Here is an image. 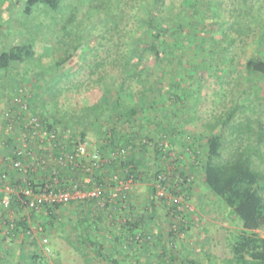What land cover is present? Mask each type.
<instances>
[{"label":"rangeland","instance_id":"obj_1","mask_svg":"<svg viewBox=\"0 0 264 264\" xmlns=\"http://www.w3.org/2000/svg\"><path fill=\"white\" fill-rule=\"evenodd\" d=\"M14 1L10 5L20 10V15L13 17L21 19L20 27L13 28L9 26L10 24L4 26L5 30L1 27L0 45L4 43L7 51H10L16 45L30 46L34 50L33 59L18 62L13 66L17 70L28 69L31 71L28 77L30 84L24 82L21 86L27 94L30 105L33 104V99H31L33 91H31V88L41 84L40 87L38 86L41 88L40 91H36L34 88L35 95H38L42 101V103L36 105L38 107L37 114L57 123H74V121L83 119L93 120L91 127L94 129V138H96V142H104L105 135L109 131L105 129L107 126L105 119L111 114L113 102H115L114 94L118 93L122 87L121 54L118 53L119 50L115 46L119 32L113 31L112 38L109 40H101L97 37L98 34L103 32V29L98 30L94 24L102 22L94 10L91 9L90 0L52 1L59 6L58 11L45 4V0H37L38 3L31 10L29 9L31 0ZM212 2H223L225 9L232 7L230 0H204L203 5L200 3L199 6L200 13L196 14L194 10L190 12L194 16L193 20H196L194 21L196 22L195 25L205 26V31L198 32V42H202L206 49L197 52L191 51L192 55H186L183 62L176 60L174 64L166 66L156 63L155 60L147 63L145 74L136 78L134 83L131 84V88L123 95V99L129 104V107H134L137 105L134 92L144 90L145 93H151V101L159 95L166 100V106H172L171 94L174 92V86L170 82L173 81V77L178 78L179 81H182L183 87L179 92L181 94L185 92L186 94L183 97L180 111L169 115L163 111L164 107L162 106L161 111L151 112L150 115L152 114L156 118L160 115L159 117L162 116L163 120H176V125L175 123L173 125L178 126L180 131L178 135L184 144L193 141L191 144L204 150L208 149L212 139H220L219 144L222 143V147L219 155L224 159L229 158L232 153L236 152L240 145L244 148L248 144L250 134L243 133V142L240 144V141H234L237 134L233 128L241 123L243 127L250 124L254 130V135H252L254 145L257 144L256 138L262 140L257 147L254 146L256 149L253 150V157L256 164L263 170L264 88L254 83L253 77L247 69V62L256 56L264 58V45L261 42L263 37L260 29L264 26V20L259 23L261 18L264 19V0L256 5V11L258 13L262 11V17L257 14L256 17L251 18L253 26L259 27L262 25L254 34L249 37H241L234 30L230 31L232 38L238 40L232 44L230 51H228L227 45H224L229 54V63L219 62L218 55L209 53V49L220 38V33L217 31L218 26H215L217 20L207 6ZM166 11L169 16L182 22V24L186 23L185 17L190 14L180 2L167 6ZM123 25L124 22H121L120 29L124 27ZM69 56H72V59L57 67L60 70L59 76L54 75L55 73L50 75L47 72L49 75L44 76V84L40 76H36V70H40L42 67L46 68V66L49 70L57 57L67 58ZM60 61L62 60H58V62ZM68 72L69 74L72 73L69 77L66 76ZM16 79L7 76L6 73L0 74V172L5 169L3 147L7 140L6 127L4 129L3 122L12 119L13 116L16 120L19 118L18 107L15 106L16 108L13 109L8 105L9 103L13 105L16 102L15 98L20 88L16 92L14 91L17 85H14L12 80L15 83ZM56 84L58 92L50 91V87L52 85L56 86ZM104 97H107L105 104ZM150 98L148 97V100ZM258 99H260L259 102ZM98 100H100L99 104ZM238 106L239 110L236 112L234 119L227 120L232 110ZM56 118L57 120H54ZM95 120L97 121L95 122ZM79 126V130H81L82 126ZM2 128L5 134L1 132L3 131ZM155 129L152 130L155 134L153 138L157 140L159 135H157L158 132ZM143 134L147 135L146 133ZM172 136V134L165 135L167 137L164 141L165 149L171 147L170 139ZM103 144H106L105 146L109 145L108 142ZM88 147L89 152H94V146L89 144ZM178 147L180 149L174 155L175 159L178 160L177 165L173 164L171 159L164 165L171 173L177 168H182L189 180L185 185H180L176 179L179 172L176 176L173 175L174 193L176 194L172 197L175 198L178 195L177 191H180L181 196H185L194 208V211L186 212L184 216L185 223L180 232L175 235L170 230L173 223L170 215L173 213L175 206L172 203L168 207L157 197L156 188L158 184L156 176L153 175L160 168L155 163V152L151 149L148 156H145L142 167L146 169L145 171H148V174H145L143 180L137 183L132 194L133 205L135 204V208H141V216L151 218L152 215L149 214V209H146V205L141 203L144 202L145 204L151 200L155 207L152 210L155 213V220L160 223H158L160 226L158 230H161L162 233L166 232V235H164V239H161L157 235L150 234L147 231L144 232L142 229L139 231V234L144 233L141 237L132 235L133 231H131V234L128 232L117 240L114 237L112 240L109 239V243H112L115 247H120L126 255H129L127 252L132 247H136V249H139L138 251L148 247V250L152 251L151 257L139 259L135 264H143L142 262L145 263L146 259L148 264H164L163 259L166 256L163 255L162 246L171 248L170 250H182L183 253H187L188 259L199 256L200 262H203L202 264H229L234 260L233 246L238 240L243 239V237H255L259 241H263L264 234L258 230L254 233L244 231L242 223L203 184L198 169L192 170L191 164L196 163L193 152L185 150L181 145H178ZM107 148L112 149L110 145ZM149 205L147 206L149 207ZM2 213L6 214L5 211L0 210L1 215ZM192 218L194 223H198V227L195 225L191 227ZM66 221L67 216L65 214L63 219H59L53 226L45 227L41 234L30 238L20 236L19 240L16 236L12 242L7 239L0 240V245L21 243L27 247L36 246V248H39L41 246L40 251L37 250L40 254H37L36 251L21 254L20 260H24L27 264H54L55 262L66 264L71 261L73 256L72 253L68 252V249L73 246L78 247L80 243L84 246L81 237L70 236L71 232L68 230ZM189 234H192V237ZM94 240L101 242L100 244L103 246L106 245L99 238H94ZM47 248L50 252H46ZM202 248H209L208 252L202 253ZM75 258H78V256L75 255Z\"/></svg>","mask_w":264,"mask_h":264},{"label":"trees","instance_id":"obj_2","mask_svg":"<svg viewBox=\"0 0 264 264\" xmlns=\"http://www.w3.org/2000/svg\"><path fill=\"white\" fill-rule=\"evenodd\" d=\"M52 1L55 2V0H45L44 3L58 11L59 6ZM203 1L90 0L91 9L94 10L102 22L94 24L98 30L100 28L103 29V32L98 34L97 37L101 40H109L112 38L111 34L113 31L119 32L115 46L119 50L118 53L121 54L122 87L118 93L114 94L115 102H113L114 105L110 116L106 118L109 122H106V125L111 126L112 123L110 122L113 120H118L119 122L130 120L125 123H127L126 125H128L127 127L130 130L132 128L131 133L123 136L122 134L119 136L118 133L115 134L114 132L112 134L107 133L104 142H108L111 148H126L128 150V156L124 160L121 159L120 162L124 168H131V172L137 175L138 181L143 180L145 174H148V171H145L146 169L142 167L145 156L151 149L155 152V163L160 168L155 172L154 177L157 176L159 171H163L166 168L164 164L170 159L173 160V164L178 163L174 156L178 152L177 150L180 149L178 145H181L185 150H190L193 152L197 163L191 164L192 170L198 169L203 184L242 223L244 231L246 233H254L264 228V169H260L254 161L253 150L256 149L262 140L256 138L257 144L254 145L252 140V135H254L253 127L250 124L243 127L241 123L233 128L237 134L234 141H240V144L243 142V133L250 134L248 144L244 148L240 145L236 152L232 153L229 158L224 159L219 155L222 143L219 144L220 139L218 138L212 139L208 149L202 150L191 144L193 141L184 144L180 140L178 135L180 131L178 126H175L176 123L170 126L169 131L160 132L162 130L161 124L154 121L153 124H155V128L157 127L155 130L158 132L157 135L160 136H158L157 140L152 135H140V131L143 129V126L140 125L141 123L137 124L136 129L132 126L133 122L138 120H163L162 116L159 117L160 115L157 118L154 115L152 116V114L150 115L151 112L161 111L162 109L160 108L162 106L164 107L163 111L169 115L180 111L183 97L186 94L185 92L182 94L179 92L183 87L182 81H179L178 78L173 77V81L170 82L174 86V92H171L172 106H166V100L159 95L151 101V93H145L144 90L134 92V99L137 102L134 107H129V104L123 99V95L131 88V84L134 83L136 78L145 74L147 63L155 60L156 63L166 66L174 64L176 60L183 62L186 55H192L191 51L197 52L198 50L206 49L202 42H198V32L205 31V26L199 27L195 25L194 23L196 22L194 21L196 20H193L194 16L190 13L192 10L196 14L200 13L199 6L200 3L203 5ZM261 1L230 0L232 7L226 9L223 2L207 4L208 10L213 13L217 20L215 26H218L217 31L220 33L219 40L214 43V48L209 49V53L218 55L219 62L229 63L228 51H230L232 44L238 40L232 38L231 30H234L238 36L249 37L262 26H253L251 21V18L256 17L257 14L262 17V11L259 13L256 11V5L260 4ZM175 2H180L184 9L186 7V10L190 13L185 17V24L173 19L166 11L167 6H172ZM37 3V0H31L29 9L31 10ZM263 20L261 18L259 23L263 22ZM121 22H124L122 29H120ZM260 29L263 37L261 42L264 45V26ZM224 45H227L228 51L225 50ZM34 55V50L30 46H14L9 52L0 55V71L7 70L12 63L33 59ZM70 59H72V56L58 62V67ZM247 69L253 77L254 83L264 88V58L256 56L248 60ZM148 97L150 100H148ZM259 100L257 101L259 102ZM238 110L239 106L232 110L227 120H233ZM43 120H46L48 125L57 124L56 121L47 120L44 116ZM92 121L85 120L84 123L82 121H74V125L77 128L80 127L79 125L82 126L81 128H86V126H92ZM124 125L122 123L120 127L122 128ZM164 134L173 135L170 139L171 147L168 149L164 147V141L167 139ZM82 135L84 137L85 134L82 133ZM262 136H264V133ZM144 141L147 143H143ZM107 166V168L113 169L115 162L114 165ZM194 171L193 173H195ZM178 172L180 176H186V172L179 168L175 169L172 174L176 176ZM233 253L234 260L231 263L229 262V264H264V240L259 241L255 237H243V239L238 240L234 244Z\"/></svg>","mask_w":264,"mask_h":264},{"label":"built area","instance_id":"obj_3","mask_svg":"<svg viewBox=\"0 0 264 264\" xmlns=\"http://www.w3.org/2000/svg\"><path fill=\"white\" fill-rule=\"evenodd\" d=\"M26 95L20 87L15 98L19 118L6 120L7 153L3 157L5 169L0 172V210L8 216L6 234L17 232L15 236L23 238L41 234L74 205L92 203L96 212L110 216L131 211L138 179L120 162L128 156V150L108 149L104 144L89 152L87 138L74 123L48 125L32 110ZM114 162L113 169L107 168ZM176 179L180 185L189 180L179 174ZM156 182L158 199L168 207L172 203L175 206L170 230L176 235L185 223L186 212L194 208L180 191L172 197L176 194L174 176L167 167L158 172ZM258 231L264 234V228Z\"/></svg>","mask_w":264,"mask_h":264},{"label":"crops","instance_id":"obj_4","mask_svg":"<svg viewBox=\"0 0 264 264\" xmlns=\"http://www.w3.org/2000/svg\"><path fill=\"white\" fill-rule=\"evenodd\" d=\"M12 2H15V1L14 0H0V28L3 27V29H4V26H8L9 24H10L9 26L13 27V28H15V27L19 28L20 27L21 19L13 18L15 15L18 16V14L20 13V10L18 8H16L15 6L11 7L12 5H10V4ZM16 46H20V45H16ZM9 48L11 49L10 46H9ZM5 52H9V51L6 50V46L3 43L2 45H0V55L5 53ZM65 59H67V58L57 57V60L53 64H51V66H50L51 68H49V70H47L48 66H46V68L42 67L40 70H36V76H40V79L43 81V84L45 81V79L43 80V78H44V76L49 75L48 73H50V75L52 73L53 74L55 73L54 75L59 76L60 70H59V68H57L58 67L57 62H58V60H65ZM15 64L16 63H12L11 66L7 70H3V71L1 70L0 74L6 73L7 76H10L12 78H17L15 83L13 82L14 79L12 80V83L14 85H17V87L14 90L16 92L17 89L19 87H21L24 82L27 83L28 85L30 84L29 83L30 80L28 79V77H29V74L31 71H29L28 69H22V70L18 69V70H20V71H18L15 67H13V66H15ZM61 74H65V73H61ZM70 74H72V73H70ZM70 74L68 72V74H66V76L69 77ZM58 80H59V78H58ZM58 80L56 81V83L58 82ZM38 86L40 87L41 84H39ZM38 86L31 88V91H33L32 96H31V99H33V104L31 107H32V110L34 112H36V110H38V107L36 105H39L40 103H42V101L39 99V96L38 95L36 96L35 92H34L35 91L34 88L36 89V91L41 90V88H39ZM50 91L58 92L57 84H56V86L52 85L50 87ZM106 100H107V97H104L103 98L104 104H105ZM97 102L99 104L100 100H98ZM8 105L13 109L16 108L15 106H17L14 103H13V105L10 103ZM54 120H57V118ZM79 121H82V123H84L85 120L83 119V120H79ZM105 121L107 123H109L108 120L105 119ZM117 121L118 120L111 121L110 122V123H112L111 126L105 125L106 126L105 129L109 130L108 133L112 134L114 132L115 134L118 133L119 136H120V134H122V136H123V135H126V134L132 132L131 131L132 128L130 130V128L127 127L128 125H126L127 123H125V122H129L130 120H124L125 122H123V121L117 122ZM154 121H156L158 124H161L162 130L160 132H165L164 130L169 131L170 126L172 124L176 123V120H174V121L173 120H155V119L154 120H138L136 122H133L132 126H134V128L136 129L137 124L141 123L140 125L143 126L142 127L143 129H141L140 135H144L143 133H146V134L152 133L151 135L154 136L155 134L152 131L155 128V124H153ZM122 123L125 125H124V127L121 128L120 125ZM3 124H4V129H5L6 120H5V122H3ZM4 129L1 132L4 133ZM81 130L85 134L84 136L87 138L88 143L91 146H94L95 149L99 148L101 145H104L102 141L96 142V138H94V135H93L94 129H92L91 126H89V127L86 126V128H81ZM3 137H5V135H3ZM6 139H7V134H6ZM4 145H5V143H4ZM6 153H7V149L4 146L3 147V157L6 155ZM137 156H138V153H137ZM146 156H148V153L146 154ZM4 168H5V166H4ZM141 203H143V205H146V209H149L148 210L149 214L152 215L151 218H148V216H146V217L141 216V213H140L141 208H139V209L135 208V206H134L135 204L133 205L131 211H129L127 213H120V214L114 215V216H112V215L110 216L109 214H105L104 212H99V211L96 212L95 205L92 203L84 204V205H78V206L74 205V206H71L69 209H67L68 213L66 214V216H67L66 225L68 226L69 232H71L70 236L73 237L76 235V236L81 237L82 238L81 241L84 242V246H82L80 243V245L78 247L77 246L76 247L75 246L70 247L68 249V252L72 253L73 256H72L71 261H68L66 264H135V263H137V261L139 259L142 260V258H144V257L145 258L151 257L150 254L152 253V251L151 250L149 251L148 247H146V249H143L141 251H138L139 249H136V247L135 248L132 247L128 250L129 252H127V254H129V255H126L125 252L121 251L120 247H115L114 245H112V243L111 244L109 243V239L112 240V238L114 237L115 240H117L119 237L121 238L122 236H124L128 232L130 233L131 231H133L132 235L138 236L139 231L142 229L144 232L147 231L150 234L157 235L158 238L164 239V235H166V232L162 233L161 230H158L160 227L159 226L160 223L155 220V216H154L155 213H153V211H152L153 209H155V207L153 206L154 205L153 202L151 200H149L148 203L147 202L145 204H144V202H141ZM138 204H139V202H138ZM147 205H149V207ZM173 209H175V207ZM166 215H167V212H166ZM199 215H200V213H199ZM168 217L170 219V216H168ZM37 220L42 222V223L48 222L45 218H41V220H39L37 218ZM193 220L194 219L192 218L191 227L194 225L196 227H198L197 226L198 223L197 222L194 223ZM7 221H8L7 214H5V213L4 214L2 213V215L0 214V240L7 239V240H11L10 242H12L14 240V238L16 237L15 234H17V232L15 234L13 233L11 235L6 234L4 224ZM56 222L57 221L52 220L49 223L50 225H48V226L51 227ZM21 224L24 226L26 223H21ZM189 236L192 237V234H189ZM17 238L16 239L19 240V236ZM94 238H97V239L99 238V240L103 241L106 245L103 246L102 244H100L101 242H97L96 240H94ZM90 242L92 245L90 244ZM87 244H89V245H87ZM162 247H163L162 248L163 249V255L166 256V258L163 259L164 264H202L203 263L202 261L200 262L199 256L196 258H193V259H188L187 253L184 252L185 253V255H184L182 250H175V249L170 250L171 248L164 247V246H162ZM40 248H41V246L39 248H36V246H33V247H27L26 245L23 246L21 243L20 244L15 243V244L0 245V254H2V255H0V264H27V263H25L24 260L23 261L20 260L21 254H26V253H29L32 251L33 252L36 251L37 254H40V252H39ZM208 249L209 248H207V249L202 248L201 252L205 254L208 252ZM37 250H39V251H37ZM75 255H77L78 258H75ZM22 256L24 257V255H22ZM142 263L148 264V260L146 259V262L145 263L142 262ZM54 264H59V262H55Z\"/></svg>","mask_w":264,"mask_h":264}]
</instances>
